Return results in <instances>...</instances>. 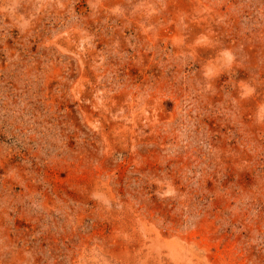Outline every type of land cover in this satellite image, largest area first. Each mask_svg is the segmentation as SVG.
<instances>
[{
	"label": "rangeland",
	"instance_id": "rangeland-1",
	"mask_svg": "<svg viewBox=\"0 0 264 264\" xmlns=\"http://www.w3.org/2000/svg\"><path fill=\"white\" fill-rule=\"evenodd\" d=\"M0 264H264V0H0Z\"/></svg>",
	"mask_w": 264,
	"mask_h": 264
}]
</instances>
